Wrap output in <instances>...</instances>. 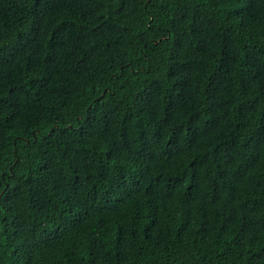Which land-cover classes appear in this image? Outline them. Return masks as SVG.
I'll return each mask as SVG.
<instances>
[{
	"label": "trees",
	"instance_id": "16d2710c",
	"mask_svg": "<svg viewBox=\"0 0 264 264\" xmlns=\"http://www.w3.org/2000/svg\"><path fill=\"white\" fill-rule=\"evenodd\" d=\"M0 264H264V0H0Z\"/></svg>",
	"mask_w": 264,
	"mask_h": 264
}]
</instances>
